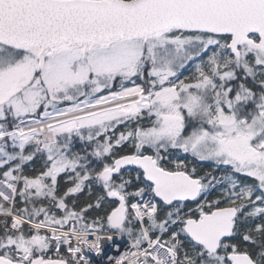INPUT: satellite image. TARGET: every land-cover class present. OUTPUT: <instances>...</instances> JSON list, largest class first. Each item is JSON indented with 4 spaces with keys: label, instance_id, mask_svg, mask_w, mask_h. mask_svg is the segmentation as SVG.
Masks as SVG:
<instances>
[{
    "label": "snow or ice",
    "instance_id": "obj_1",
    "mask_svg": "<svg viewBox=\"0 0 264 264\" xmlns=\"http://www.w3.org/2000/svg\"><path fill=\"white\" fill-rule=\"evenodd\" d=\"M0 264H264V0H0Z\"/></svg>",
    "mask_w": 264,
    "mask_h": 264
}]
</instances>
